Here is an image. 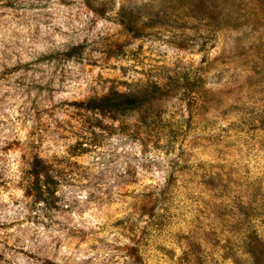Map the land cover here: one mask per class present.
<instances>
[{
  "label": "rangeland",
  "instance_id": "1",
  "mask_svg": "<svg viewBox=\"0 0 264 264\" xmlns=\"http://www.w3.org/2000/svg\"><path fill=\"white\" fill-rule=\"evenodd\" d=\"M249 68L264 0L0 4V242L27 223L30 264H264V176L236 166L222 86Z\"/></svg>",
  "mask_w": 264,
  "mask_h": 264
},
{
  "label": "clouds",
  "instance_id": "2",
  "mask_svg": "<svg viewBox=\"0 0 264 264\" xmlns=\"http://www.w3.org/2000/svg\"><path fill=\"white\" fill-rule=\"evenodd\" d=\"M61 26L63 27V25ZM79 26L73 23L70 28H65V31H71ZM16 39L15 37L6 36L7 43L12 44L16 51H22V49L15 48ZM20 43L26 45L27 41L20 39ZM234 71L238 72L239 69ZM247 71L250 80L238 81L235 85H232L229 80L232 73H229L225 77L222 86H231L238 89L237 94L240 99L236 102L245 109L239 114L236 121L244 129L237 141V147L240 151L235 157L238 161L236 166L241 169L245 167L253 169L254 172L258 171L264 176V131L253 132L249 130L252 124L259 125L261 120H264V79L258 77L256 71L252 68L247 69ZM86 87L87 85L82 82V86L78 90L74 88L72 91L65 93V96L79 97L82 93H85ZM121 151H124V149H121ZM163 184V176L159 173L151 179H142L139 183L124 189L128 193L125 199L130 203L146 189L150 191L149 185L161 188ZM20 219L23 220V217L21 216ZM30 227L32 226L25 223L19 227H12L3 233V242H0V257H3V259H0V264H30L26 254L30 253L32 248L27 239L28 234L24 231V229ZM65 251L67 250L65 249Z\"/></svg>",
  "mask_w": 264,
  "mask_h": 264
},
{
  "label": "trees",
  "instance_id": "3",
  "mask_svg": "<svg viewBox=\"0 0 264 264\" xmlns=\"http://www.w3.org/2000/svg\"><path fill=\"white\" fill-rule=\"evenodd\" d=\"M13 1H16V0H0V4L7 3V5H10ZM117 99L121 101L122 108H129L134 105L133 98L117 96Z\"/></svg>",
  "mask_w": 264,
  "mask_h": 264
}]
</instances>
